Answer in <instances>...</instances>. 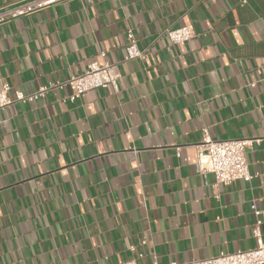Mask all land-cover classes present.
<instances>
[{
	"label": "crops",
	"instance_id": "obj_1",
	"mask_svg": "<svg viewBox=\"0 0 264 264\" xmlns=\"http://www.w3.org/2000/svg\"><path fill=\"white\" fill-rule=\"evenodd\" d=\"M185 24L192 37L170 43L163 31ZM130 28L142 60L124 61ZM94 60L118 63V89L73 102L51 91L0 113V264H186L247 249L251 202L264 240V0H65L0 25L10 94ZM203 128L254 140L250 181L197 172Z\"/></svg>",
	"mask_w": 264,
	"mask_h": 264
},
{
	"label": "built area",
	"instance_id": "obj_2",
	"mask_svg": "<svg viewBox=\"0 0 264 264\" xmlns=\"http://www.w3.org/2000/svg\"><path fill=\"white\" fill-rule=\"evenodd\" d=\"M60 1L65 0H18L16 3L3 5L0 7V25L35 12L38 9L52 6ZM245 2L246 0H241L242 4ZM163 34L169 39L170 43L183 45L192 37L193 26L191 24L178 27L167 26ZM126 37L127 43L125 45L124 61L144 59L147 54V49L138 46L131 28L127 30ZM99 55L104 59L105 52L101 51ZM86 66L87 69L83 73L70 75L64 80L49 81L46 84L40 85L38 90L30 93L15 90L10 94L12 87L6 81L2 82L0 86V113L15 102H35L44 98L51 91H64L66 88H69L70 93L63 96L62 100L67 99L73 102L84 92L97 87H112L118 89L117 81L121 77L118 63H110L106 60L99 63L97 60H94ZM202 137V141L195 145L197 155L195 165L199 174L204 177L208 173L214 174L216 183L224 185L238 179L244 182L252 179L253 174L249 171L245 151L252 144L253 139L215 140L209 136L207 128L202 129ZM250 207L255 215V220L251 226L252 236L255 241L253 247L236 251H221L208 258L192 260L186 264H264V240L260 228L261 211L256 208L253 202H251ZM140 243L145 244L146 241L141 240ZM130 249L135 251L134 245L130 246ZM138 255L140 257L142 256L141 253ZM115 264H137V262L132 259ZM151 264L159 263L155 259ZM171 264L177 263L173 262Z\"/></svg>",
	"mask_w": 264,
	"mask_h": 264
}]
</instances>
